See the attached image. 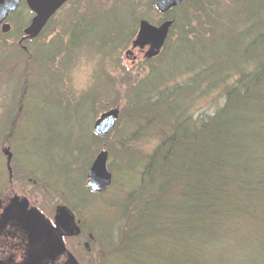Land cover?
Instances as JSON below:
<instances>
[{
  "label": "rangeland",
  "instance_id": "rangeland-1",
  "mask_svg": "<svg viewBox=\"0 0 264 264\" xmlns=\"http://www.w3.org/2000/svg\"><path fill=\"white\" fill-rule=\"evenodd\" d=\"M22 1V6L5 19L10 31H0V199L24 195L50 216L56 206L65 205L73 211L81 229L66 239L77 261L118 264L115 256L123 246L117 243L121 211L116 203L137 188L142 169L139 159L145 160L162 133L155 111L142 114L141 110L140 115L131 109V103L146 98L153 101L156 93L150 92L148 97L145 93L150 85L163 90L187 81V75L183 80L176 76L174 64L162 70V81L157 80L151 68H159V58L147 62L149 47H133L132 41L140 20L157 25L169 19L172 12L159 14L153 8L154 0H68L44 32L20 42L22 29L29 23ZM190 1L181 20L195 35L205 24L207 7L198 8L196 2L201 0ZM210 2L216 7L215 13L239 22L233 1ZM196 14L200 20L194 19ZM99 18L104 21L105 35L99 32ZM87 26L92 29L84 31ZM179 30L175 27L170 32L171 49H166L169 57L180 38ZM202 45L203 40L197 39L194 53L188 48L186 55L174 58L188 62ZM223 77L230 81L228 74ZM215 106L210 98H196L192 114L200 117L214 111ZM113 107L119 108L115 125L106 136H94L95 119ZM3 147H9L12 153L11 174ZM102 149L108 152L112 181L97 196L86 185V173Z\"/></svg>",
  "mask_w": 264,
  "mask_h": 264
},
{
  "label": "trees",
  "instance_id": "trees-1",
  "mask_svg": "<svg viewBox=\"0 0 264 264\" xmlns=\"http://www.w3.org/2000/svg\"><path fill=\"white\" fill-rule=\"evenodd\" d=\"M210 1L196 2L207 11L195 35L181 20L191 1L172 9L165 43L146 58H159V68H151L157 80L174 64L187 81L163 90L150 85L145 93H156L153 101L131 103L136 113L155 111L162 133L146 161L136 162L142 167L137 188L116 203L118 264H264V0H229L237 23L215 13ZM175 27L180 38L169 57ZM197 39L203 40L199 53L176 61ZM196 98H210L215 110L194 116Z\"/></svg>",
  "mask_w": 264,
  "mask_h": 264
},
{
  "label": "water",
  "instance_id": "water-1",
  "mask_svg": "<svg viewBox=\"0 0 264 264\" xmlns=\"http://www.w3.org/2000/svg\"><path fill=\"white\" fill-rule=\"evenodd\" d=\"M67 0H26L28 7L34 12L30 24L25 29V32L30 37L37 36L38 32L43 28L49 18L55 13L59 7ZM184 0H154V6L161 14L167 13L172 8L180 5ZM20 0H0V24L1 31L6 33L10 26L3 23L6 16L16 10ZM173 24L171 19L163 20L159 25H153L146 20L138 22V31L135 39L132 41L133 47L149 49L145 53V58H151L158 54L159 50L165 43L169 30ZM119 116V108L113 107L99 115L93 125V130L100 136H105L115 125ZM2 153L6 158V166L9 174H11L10 161L12 153L9 147H3ZM108 153L106 150H100L94 157L90 168L87 172V185L90 189L97 193L104 192L111 184L112 176L106 168V160ZM11 176V175H10ZM26 199L21 201L16 197L11 198L5 209L7 215L11 214L15 206L16 214L22 216L39 232L42 239H50L51 245L45 248L42 252L35 251L30 254L23 264H38L43 255H58L63 253L64 245L62 238L66 236H74L80 232L75 218L71 211L66 206H57L54 215V221L57 225V235H54L47 227L46 220L42 214L36 210L25 211ZM17 210V211H16ZM49 252V253H48ZM52 255V256H53ZM66 264H78L75 258L69 254Z\"/></svg>",
  "mask_w": 264,
  "mask_h": 264
},
{
  "label": "flooded vegetation",
  "instance_id": "flooded-vegetation-1",
  "mask_svg": "<svg viewBox=\"0 0 264 264\" xmlns=\"http://www.w3.org/2000/svg\"><path fill=\"white\" fill-rule=\"evenodd\" d=\"M67 2L68 0L65 3ZM22 3L23 1L21 0L19 6H22ZM24 4L25 7L27 8V19H29V23L27 24V26H25L22 29V34L20 35L19 38V40H21L20 42L30 41L39 35L38 34L35 37H30L25 32V29L28 27L35 14L28 7L26 0H24ZM64 4H62L59 7V9L55 11V13L51 16V18H49V20L46 22V24L38 33H42L45 31L46 27L52 20V17L61 9V7H63ZM15 197L19 201H21L23 198L26 199L27 205L25 207V211L34 209L38 211L40 214H42V211L35 204H33L32 201L28 199V197L24 195L20 196L16 194L14 195V198ZM10 199L11 198L0 199V264H23L24 262H26L28 256L33 252L35 251L42 252L45 248H48V246L51 245V241L50 239L47 238L42 239L39 232L36 231V229L29 223V221H27L23 217V215L20 216L18 215V213L16 214L15 206L13 207L12 209L13 212H11V214L9 215L5 214L6 213L5 209ZM43 217L46 220V224L48 226L47 228L51 232H53L54 235H57L58 231H57V225L54 221V217L50 215H44ZM69 238L71 237H66L62 239L64 245L63 253H60L58 255L52 254L53 256L51 254L50 255L45 254L41 256L38 264H66L68 255L69 254L74 255L73 252L70 251V249H68V247L66 246L67 244L66 239ZM85 243L84 246L87 245V243L86 244Z\"/></svg>",
  "mask_w": 264,
  "mask_h": 264
},
{
  "label": "bare ground",
  "instance_id": "bare-ground-1",
  "mask_svg": "<svg viewBox=\"0 0 264 264\" xmlns=\"http://www.w3.org/2000/svg\"><path fill=\"white\" fill-rule=\"evenodd\" d=\"M94 134V133H93ZM9 173V172H8ZM9 175V174H8ZM10 176V175H9Z\"/></svg>",
  "mask_w": 264,
  "mask_h": 264
}]
</instances>
